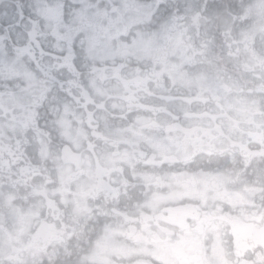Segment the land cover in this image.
<instances>
[{
    "label": "clouds",
    "instance_id": "obj_1",
    "mask_svg": "<svg viewBox=\"0 0 264 264\" xmlns=\"http://www.w3.org/2000/svg\"><path fill=\"white\" fill-rule=\"evenodd\" d=\"M0 264H264V0H0Z\"/></svg>",
    "mask_w": 264,
    "mask_h": 264
}]
</instances>
